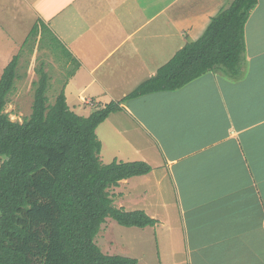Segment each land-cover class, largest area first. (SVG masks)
<instances>
[{
	"label": "crops",
	"instance_id": "1",
	"mask_svg": "<svg viewBox=\"0 0 264 264\" xmlns=\"http://www.w3.org/2000/svg\"><path fill=\"white\" fill-rule=\"evenodd\" d=\"M15 1L19 20L32 18V28L45 24L49 45L65 56L66 67L74 66L65 93L70 108L82 109V116L106 105L95 102L120 100L156 75L231 4ZM125 106L97 129L100 158L111 145L108 163L152 166L110 193L115 206L143 210L157 223L125 227L139 239L147 236L150 249L121 255L138 264L149 258L156 264H264V0L245 24L238 63L214 67L177 90L129 99Z\"/></svg>",
	"mask_w": 264,
	"mask_h": 264
},
{
	"label": "trees",
	"instance_id": "2",
	"mask_svg": "<svg viewBox=\"0 0 264 264\" xmlns=\"http://www.w3.org/2000/svg\"><path fill=\"white\" fill-rule=\"evenodd\" d=\"M258 2L233 0L156 75L89 116L70 108L65 88L49 103L50 75L41 64L31 115L12 120L6 109L20 77L21 55L8 63L0 78V264H138L133 257L104 253L95 238L108 217L125 227L157 223L143 210L115 206L110 193L152 166L116 159L103 163L97 129L110 114L125 110L129 99L177 90L214 67L238 63L245 24ZM46 29L35 25L25 44L40 32L44 38Z\"/></svg>",
	"mask_w": 264,
	"mask_h": 264
},
{
	"label": "rangeland",
	"instance_id": "3",
	"mask_svg": "<svg viewBox=\"0 0 264 264\" xmlns=\"http://www.w3.org/2000/svg\"><path fill=\"white\" fill-rule=\"evenodd\" d=\"M232 1L233 0H230L228 5ZM1 3L0 78L8 63L16 55L20 54V77L17 80L14 92L9 96V103L6 110L12 120L22 122L23 119L30 116L33 111L36 83L40 78L36 68L40 67L41 64L45 65V69L50 75L47 95L49 97V103L54 104L58 94L63 88H66V84L70 77L68 75L74 69V66L66 67L64 65L65 56L59 50L53 49V46L49 45V41L45 37L42 38L43 35H33L29 43L25 44V38L28 33L31 32V28L35 22H32V18L23 21L19 20V15L16 11L21 8L15 0H1ZM14 26H16V28H14ZM9 34L15 37L12 38ZM12 39L14 42L11 41L12 43H10L9 41ZM18 41H21L22 44L19 45ZM136 87L137 86H133L132 89ZM70 101L73 102V98H70ZM83 102L87 101L85 100ZM110 102L111 100H101L94 104L95 106L102 107ZM75 112L82 115V109H77ZM83 116H86V114H83ZM99 136H103L100 130ZM110 147L108 145L106 146L103 156L101 157L106 163L110 161V156L106 155ZM109 154H111L110 151ZM129 230L130 229L125 228V226L120 225L115 219L108 217L101 225L95 241L104 253L110 255H121L126 253L125 251L127 250L133 251L132 248H137L141 251L150 249V245L146 243L147 236H143L139 239ZM144 252L145 254L147 253L146 251ZM145 259H147V255ZM156 263H159L158 260L156 262L155 258H149L148 262L145 264Z\"/></svg>",
	"mask_w": 264,
	"mask_h": 264
}]
</instances>
